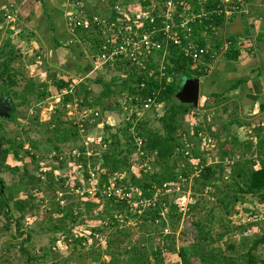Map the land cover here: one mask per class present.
I'll list each match as a JSON object with an SVG mask.
<instances>
[{
    "label": "trees",
    "instance_id": "obj_1",
    "mask_svg": "<svg viewBox=\"0 0 264 264\" xmlns=\"http://www.w3.org/2000/svg\"><path fill=\"white\" fill-rule=\"evenodd\" d=\"M81 1L83 0H79ZM128 1L108 0L110 11L106 12V15H110L109 23L121 16L116 14L117 6L126 7ZM167 1L140 0L142 8L138 11L148 12L155 20L153 26L160 29L162 22L159 12L164 10ZM174 2H183L188 6L187 10L178 8V14L200 17L194 24L188 25L192 30L190 40H182L180 46L167 43L163 64L162 50L149 59L145 70H138L129 61L112 65L118 77L113 78L111 84L105 85L104 91L93 102L89 87L83 84L74 87L72 81L52 77L49 85H40V92L34 81L22 82L18 78V71L13 67L19 59L17 48L10 38L0 47V98H6L10 102L8 119L0 118V172L16 175L18 178L17 183L8 187L0 176V222H3L0 227V239L7 235L13 240L23 238L20 243L12 245V248L17 249L23 264H41L43 260L52 257L53 252L60 250V243L67 251L70 247L72 254L62 261L53 257L52 264H70L78 246L93 247L102 244L104 253L93 258V262L97 264H264V260L254 255L258 248L264 249V234L255 237L245 249L243 245L248 240L240 238L244 233L254 231L256 225L234 223L231 229L230 223L239 213L247 221L256 216L257 206L264 207V129L259 128L260 120L253 124L252 137L240 135L239 131L242 133L244 127H251L252 124L239 118L238 105L231 103L232 112L220 131L224 140L220 141V135L215 136L218 153L213 160L207 162L203 159L200 144L182 141L186 136L197 138L202 131L200 126H196L197 112L175 99L183 79H200L207 74L206 67H196L190 58L184 56L183 48L187 44L196 49L207 47L200 33L205 31L206 36L213 37L214 33L222 28L225 20L223 6L219 0ZM153 4L156 6L152 10ZM79 10L75 14L80 13ZM125 12L126 17L132 16L133 12ZM96 16L88 12L83 14L91 23L89 29L72 28L74 33L76 32L75 39L78 42L90 45L93 58L99 56L103 41L100 26L93 23ZM173 24H179L177 17L174 18ZM157 38L159 41L164 40L161 34ZM226 55L233 61L239 58L238 51H229ZM213 58L211 52L202 62L205 61L209 65ZM161 66L164 67L163 72L160 71ZM86 76L87 74H84L82 77ZM243 83L242 80L237 81L231 90ZM116 87L119 88L118 91L115 90ZM122 95H125L124 106L128 108L134 104L136 97L152 98L155 106L162 105V113L158 117L155 114L156 118L152 123L148 119L133 115L131 120L136 122L135 125L126 121L122 129L111 134L107 129L108 137L103 135L100 145L92 148L99 149L98 155L71 159L77 164L72 173L73 179L68 174L58 175L55 170H42V161L48 158L49 154L50 160L53 159L57 165H61L66 153L65 147L61 146L74 144L81 138L77 128L66 119L67 106L75 105L78 113L98 112L97 107L108 110V106L101 105L102 102ZM51 96H62V100L48 120L42 121L39 113L34 118L27 117L30 98L46 99ZM229 100L227 95H213L203 101L200 108L204 111L214 110L213 114L221 108V112L226 114V104ZM24 107L25 113H22L21 109ZM261 111L264 112V104L261 105ZM18 118L27 122V127L21 128L23 133L27 134L33 128H38L40 133L46 136V155L37 143L28 140V145H25L26 141L19 139V136L8 135L5 125L16 123ZM231 127L237 131L234 135H230ZM131 130L142 141L141 157L137 153ZM189 130L190 136L187 135ZM208 131L210 135L211 129L208 128ZM90 142L92 143V139ZM67 149L70 152L72 148ZM80 152H84L83 147ZM226 158L233 161V164L225 165ZM28 164L32 166L31 169ZM145 166H149V169ZM91 174L95 177L94 196L88 193L87 179ZM120 174H125V178L117 181L116 185L125 189L124 193L129 195V198L117 200L104 196L103 189L115 175ZM164 185L170 189L181 186L182 191L190 185L192 199L203 196L211 201L212 206L208 213L205 217L193 221L190 231L183 229L180 223L183 213L179 211L173 199H170L173 193H161ZM69 186H72L73 193L68 191ZM78 190L81 195L77 193ZM155 194H158L156 205L144 210L139 209L141 212L131 213L129 201H151ZM48 198L49 207L46 209L44 203L47 204ZM244 198L253 202V211H236V206L241 205ZM40 205L45 211L36 213L35 210ZM163 205L167 206L164 216ZM197 206L198 202L195 200L188 203L184 218H188ZM215 210L224 212V217L220 215L216 221ZM37 214L40 215L38 222ZM128 218H132L134 226H126ZM225 220L228 221L226 225ZM214 224L221 225L223 232L214 235ZM82 227L84 229H81ZM78 230H82L81 233L77 232ZM164 230H168L169 234L165 235ZM42 232L60 235V238L53 239L39 256L31 251L32 237ZM137 232L141 234L134 240L133 236ZM184 240L188 241L187 245L180 246V241ZM237 247H240L239 250ZM2 249L9 252L10 247L0 248L1 264L9 263V258L1 254Z\"/></svg>",
    "mask_w": 264,
    "mask_h": 264
},
{
    "label": "rangeland",
    "instance_id": "obj_2",
    "mask_svg": "<svg viewBox=\"0 0 264 264\" xmlns=\"http://www.w3.org/2000/svg\"><path fill=\"white\" fill-rule=\"evenodd\" d=\"M94 1V0H93ZM98 1V0H96ZM119 4V3H118ZM97 5V4H96ZM118 8H121L122 13H125V11L130 12H137L142 8V4L140 0H129L126 7L124 5H118ZM71 8V7H69ZM88 8V7H87ZM91 8V7H89ZM153 8V7H151ZM72 10V9H71ZM110 8L108 7V0L100 1L98 6H92V8L88 11L90 14L97 15V17H104L109 18L110 15H106V12H109ZM62 15L65 22H63L64 25H61L62 28L66 29L67 32L63 31L60 33V36H56L55 38H49L46 41L43 39H37L33 36H31L28 32L25 34H22L23 37L20 38V35L16 38V35L10 34L1 36L0 38V47L4 43L6 39H9L12 41L13 45L17 48V51L19 52V59L18 62L14 64V70L18 71L19 74V80L22 82L31 80L34 81L38 86V91H42V87L40 86L43 83H46L49 85L52 81V77H55L58 80H64V81H72L74 87L78 86V84H83L85 86H88L91 91V101L93 102L95 99L99 97V95L104 91L105 85L111 84V81L113 78L118 77V74L116 72V69L114 66L109 65H103L98 60V56L96 58H93L91 56V49L89 44H83L81 42H78L75 39L74 31L71 29V14L74 12ZM121 14V13H120ZM105 15V16H104ZM66 17V18H65ZM5 27H9V25L4 24ZM69 29V30H68ZM71 29V31H70ZM70 31V32H68ZM38 44V45H37ZM213 57L214 53L212 52ZM202 62V61H201ZM196 67H206L205 63H199L195 65ZM87 76L83 78V75ZM24 80V81H23ZM99 81H101L99 83ZM23 84V83H22ZM72 85V86H73ZM111 89H114V87H111ZM201 85H200V97H199V104L198 108L195 110L197 112V121L196 126H200L202 128V131L198 135L197 138L190 136V130L187 135L190 137H183L182 141L185 142H192L195 144H200V150L203 151V159H205L207 162H210L214 159V156L218 153L216 149L218 148V142L215 138L216 135H220V131L222 126L226 125L228 118L226 115H223L221 113L220 109H218V112H215L213 114L214 110L211 111H204L200 107L203 103L202 97H201ZM117 89V87L115 88ZM124 96H114L109 101H104L101 103V105L108 106V110H102L101 107H97L98 109V115H90L88 112L85 114L83 112L78 113L76 110V106L69 105L67 106V116L66 119L69 124L76 121L79 125V133L82 135H79V141L73 143H67L65 145H62L61 147H65V155L63 157V163L61 165H57L55 160H50L49 154L48 158L44 159L42 161L43 163V171H51L55 170L57 171L58 175H65L68 174L71 179H73V172L75 170V167L77 164L74 163L73 160H71L68 157V149L71 148L72 145L76 146V148L81 149L82 143L86 142V138L92 139V143L89 146V148H96V145H100V141L103 139V135L105 137H108L107 135V129L110 130V133H114L115 131L122 129L125 126V122L131 118L132 115H137L139 118H145L148 119L152 123V121L157 117L161 115L163 107L162 105H157L153 109V107L147 111L140 113L138 111H134L132 108H127L124 106ZM62 100V96H51L46 99H39L36 97L30 98L31 104L29 106L28 110V116L27 117H35L38 115L40 116V119L42 121H46L49 119V117L53 114V112L56 110L57 107H59ZM26 107L21 109L22 113H25ZM83 113V114H82ZM95 116V117H94ZM71 122V123H70ZM248 124H252V122H247ZM254 124V122H253ZM249 127L245 129L246 131H239L240 135L244 134L246 136L252 137L254 132V126ZM156 125V124H154ZM157 126V125H156ZM27 127V122L25 119L18 118L16 123H7L5 125V129L10 137H16L19 136V139L22 141H26L25 145H28L27 141L30 140L34 143H37L41 147V151L44 155H46L48 152L47 146L45 145L46 136L41 134L38 128H33L31 131H29L27 134L23 133L21 131V128ZM208 128L211 129V134L209 135ZM237 133L235 131L234 127L230 128V135H234ZM222 139V140H221ZM223 135H220V141H223ZM252 140V139H251ZM242 141V140H241ZM27 147V146H26ZM54 155V154H52ZM212 158V159H211ZM12 163V162H11ZM10 163V164H11ZM21 165V164H20ZM80 166V165H79ZM29 169L32 168L30 164H28ZM45 169V170H44ZM0 176L3 178L6 186L10 187L18 182V178L16 175H12L5 172H0ZM77 179V176H76ZM70 189L68 190L70 193H73L72 186H69ZM190 191V185L187 186V189L177 195L171 196L170 199H173V202L176 205H179V211H184V208L186 204L189 202V192ZM21 198V197H20ZM47 204L44 203L45 208L47 209L49 207V198L46 199ZM195 202H198L197 209L194 211H191V215L188 218H184V213L182 212V220L180 221L183 229L187 228L188 231L191 229V223L195 221L197 218H203L208 213L210 207L212 206L210 203L211 201L209 199H204L203 196L195 197ZM71 200L69 199V202ZM75 201V200H74ZM76 202V201H75ZM36 203V202H35ZM38 203V201H37ZM36 203V204H37ZM47 205V206H46ZM255 206V205H254ZM253 202L249 198H244L243 203L241 205L236 206V211L240 212L242 210L246 211H253ZM45 208L40 205L35 210L36 213H40L41 211H45ZM256 216L249 219L244 220V217L239 214H237L234 218L231 220V229L233 228L234 223H253L255 226L254 231H248L242 235L240 239H247L248 241L245 243V249L249 247L250 242L255 238L259 237L262 234H264V207L263 206H257ZM215 215L217 216L216 221L220 217H224V212L221 210H215ZM222 215V216H220ZM18 216V215H16ZM39 216L37 214L36 222H38ZM220 216V217H219ZM132 219V218H131ZM90 221V220H88ZM215 221V222H216ZM133 222V221H132ZM227 220H225V225ZM135 223V222H133ZM169 223V222H168ZM3 225V222L1 220L0 227ZM81 229H84L83 227ZM82 231V230H81ZM80 230L77 232L81 233ZM223 229L221 228V225L214 224L213 227V234H219L222 233ZM141 233L137 232L134 234L133 239H138L139 235ZM236 234V232H235ZM255 234V235H253ZM94 235V234H93ZM60 235H54L51 232H42L40 234L34 235L32 237V247L31 251H34L36 255L41 256L44 253V249L48 247L53 239L58 238ZM60 238V237H59ZM95 239V237L93 236ZM23 238H19L17 240H13L10 238V236H5L0 239V248L1 247H10V251L6 252L2 249V253L5 257L9 258V263L6 264H23V260L19 258V254L17 252L16 248H12V245H15L17 243H20ZM231 240H233L231 238ZM188 241H180V246H186ZM60 250H57L56 252L52 253V257L47 258V260H43L41 264H52L53 257H57L58 261H62L63 259H66L69 257L72 252L70 247L67 251V249L62 248V243H60ZM55 245V244H54ZM78 250L76 251V254L72 256V261L70 264H97L93 262V258L98 254L104 253V246L103 244L100 246L94 245L91 247L90 245L77 247ZM240 247H237V250H239ZM254 255L259 257L260 259L264 260V249L262 247L258 248L256 252H254ZM104 261V259H103ZM1 264V262H0Z\"/></svg>",
    "mask_w": 264,
    "mask_h": 264
},
{
    "label": "crops",
    "instance_id": "obj_3",
    "mask_svg": "<svg viewBox=\"0 0 264 264\" xmlns=\"http://www.w3.org/2000/svg\"><path fill=\"white\" fill-rule=\"evenodd\" d=\"M100 1L0 0V38L10 34L21 38L26 32L45 41L55 38L67 30L68 26L65 29L61 25L65 22L62 15L69 13L68 10L75 13L81 8L79 11L84 14L92 6H98ZM10 5L15 7L16 15L14 22L8 23L4 15L9 12ZM200 36L214 53L209 65L201 62L208 69L207 74L199 79L202 101L213 95H227L230 99L226 104L228 111L223 115L228 117L232 112L231 103H235L239 118L252 124L257 122L263 114L261 105L264 104V0H245L242 12L224 20L222 28L213 37L206 36L205 31H201ZM229 51H238L239 58L235 61L229 59L226 55ZM240 80L244 83L231 90ZM247 128L249 126L243 131Z\"/></svg>",
    "mask_w": 264,
    "mask_h": 264
},
{
    "label": "built area",
    "instance_id": "obj_4",
    "mask_svg": "<svg viewBox=\"0 0 264 264\" xmlns=\"http://www.w3.org/2000/svg\"><path fill=\"white\" fill-rule=\"evenodd\" d=\"M223 6V15L225 20L230 18L232 15L239 14L242 12L245 0H219ZM155 4L152 5L155 8ZM178 6V7H177ZM178 8L187 10L188 6L183 3H175L174 0H168L165 4L164 10H160L159 17L161 19L162 27L160 29L155 28L153 25L155 24L154 18L145 11H137L133 12L132 16L126 17L125 13H122L121 8H116V14L121 16H117V18L109 23V18L94 17L93 23L97 24L101 28L102 33V44H101V52L97 57L99 62L103 65H115L120 61H129L132 63L138 70H145V65L149 62V59L156 55L157 53L163 52V57L161 58V63L163 64L164 57L166 55L165 47L167 43H172L174 46H180L183 41L182 40H190L192 30L188 25L194 24L196 20H199V16H189L188 14H178ZM121 13V14H120ZM77 14V13H76ZM75 13L71 16V28H82L87 30L90 28L91 23L83 17V13ZM16 15V9L13 5L9 6V12H6L4 15L5 20L8 23L14 22ZM177 17L179 20V24L176 26L174 23V18ZM151 28L150 30L147 29ZM162 35L164 37L163 41L158 40V35ZM164 47V48H163ZM184 56L190 58L194 65L201 63L202 59L205 56L210 55L212 52L209 48L204 49H196L192 45L187 44L183 48ZM160 71H164V67L161 66ZM162 76V75H161ZM155 106V102L152 98L140 99L136 97L134 99V104L131 105L134 111H138L140 113H145L149 111L152 107ZM128 108V107H127ZM87 112H85L86 114ZM88 114L97 116L98 113L94 111H88ZM94 116V117H95ZM133 116V115H132ZM131 116V117H132ZM137 116V115H136ZM137 118H139L137 116ZM259 128L264 129V112L262 116L259 118ZM127 121H130L132 125H135L136 122L129 118ZM73 125L79 131L78 123L73 122ZM130 133L134 137V144L137 149L138 155L143 156L141 147L142 141L134 134L133 130ZM80 135V133H79ZM82 138V135H80ZM91 145L90 139L86 138V142L82 143V147L84 148V152L81 153L76 146H72L71 151L68 152V157L70 159H78L80 156L90 158L98 155V150H93L89 146ZM225 165H232L233 161L229 159H224ZM149 169V166H145ZM80 168V167H79ZM78 172V171H77ZM76 172V173H77ZM75 173V174H76ZM197 175V174H196ZM125 178V174L115 175V177L111 180L109 185L103 189V195L107 197H112L117 200L122 198H129V195L125 194V189L117 187L116 182L121 181ZM87 183L89 184L88 193L91 196L95 195V177L94 175H90V178L87 179ZM183 192L181 186H176L175 188L170 189L167 185H164L161 193H173L174 195H178ZM80 195L82 194L79 190ZM138 193V192H137ZM189 193V202H192V196L190 191ZM172 194V196H174ZM139 195V193L137 194ZM158 194L154 195L153 200L151 201H134L130 202L129 205L131 208V213H135V211L144 210L151 206L156 205ZM187 203V204H188ZM184 211H187L186 207ZM179 206V205H177ZM162 216L167 213V206L163 205ZM179 208V207H178ZM140 209V210H139ZM181 211V210H180ZM184 213V214H185ZM134 226L135 223L132 222L130 218H128V222L126 226ZM164 234H169L168 230H164Z\"/></svg>",
    "mask_w": 264,
    "mask_h": 264
},
{
    "label": "water",
    "instance_id": "obj_5",
    "mask_svg": "<svg viewBox=\"0 0 264 264\" xmlns=\"http://www.w3.org/2000/svg\"><path fill=\"white\" fill-rule=\"evenodd\" d=\"M200 97V80L199 79H183L180 89L175 95V99L182 105L198 108ZM10 102L6 98H0V118L8 119L10 113ZM1 151V144H0Z\"/></svg>",
    "mask_w": 264,
    "mask_h": 264
}]
</instances>
